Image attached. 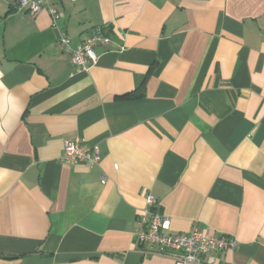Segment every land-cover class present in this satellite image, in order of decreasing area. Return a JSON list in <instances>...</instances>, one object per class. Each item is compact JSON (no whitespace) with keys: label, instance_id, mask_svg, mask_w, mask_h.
Segmentation results:
<instances>
[{"label":"crops","instance_id":"crops-1","mask_svg":"<svg viewBox=\"0 0 264 264\" xmlns=\"http://www.w3.org/2000/svg\"><path fill=\"white\" fill-rule=\"evenodd\" d=\"M48 4L72 47L108 35L88 70ZM66 139L98 164L61 163ZM147 192L167 232L236 239L210 264H264V0H46L34 17L0 0V264H174L135 240Z\"/></svg>","mask_w":264,"mask_h":264},{"label":"built area","instance_id":"built-area-1","mask_svg":"<svg viewBox=\"0 0 264 264\" xmlns=\"http://www.w3.org/2000/svg\"><path fill=\"white\" fill-rule=\"evenodd\" d=\"M76 1V0H71ZM46 0H15L18 12L34 17ZM52 26L57 30V44L70 55L71 63L79 70L86 71L98 61L96 45H107L109 37L101 29L92 30L78 45L72 47L65 31L57 26L62 13L52 5H47ZM100 154L97 146H85L79 139H66L63 142L61 163L97 165ZM104 182V180H103ZM145 204L140 210L137 220L141 226L135 232V240L146 254H168L174 264H210L211 254L235 250L238 242L232 236L209 235L197 226L185 233H169V218L160 211L158 201L151 193L144 195Z\"/></svg>","mask_w":264,"mask_h":264},{"label":"trees","instance_id":"trees-1","mask_svg":"<svg viewBox=\"0 0 264 264\" xmlns=\"http://www.w3.org/2000/svg\"><path fill=\"white\" fill-rule=\"evenodd\" d=\"M143 86H140L137 90L132 91L130 94L125 95L123 98H134L140 96Z\"/></svg>","mask_w":264,"mask_h":264}]
</instances>
